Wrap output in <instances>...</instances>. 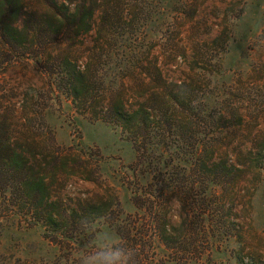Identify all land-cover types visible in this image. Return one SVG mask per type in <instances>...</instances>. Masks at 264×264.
<instances>
[{"label":"rangeland","instance_id":"1","mask_svg":"<svg viewBox=\"0 0 264 264\" xmlns=\"http://www.w3.org/2000/svg\"><path fill=\"white\" fill-rule=\"evenodd\" d=\"M145 1L137 10L144 15L141 46L158 57L162 79L144 87L127 82L144 101L129 96L130 106L150 114L157 128L141 136L140 151L119 127L77 112L64 95L47 97L39 79L18 70L0 76L1 91L43 96L45 108L27 101L22 109L41 111L45 133L86 169L58 173L52 197L61 219L51 230L0 193V264H82L104 242L131 250L128 264H264V0ZM109 70L118 68L105 69L107 78ZM229 109L242 110L252 129L249 136L236 127L232 146L257 138L259 148L245 158L252 169L225 191L211 182L205 153L195 164L192 147L209 140L211 118L213 131L222 130L219 113ZM167 116L188 135L178 140L167 131L177 126ZM166 186L174 194L162 193ZM154 207L163 217L157 224ZM54 230L61 233L56 243Z\"/></svg>","mask_w":264,"mask_h":264},{"label":"trees","instance_id":"2","mask_svg":"<svg viewBox=\"0 0 264 264\" xmlns=\"http://www.w3.org/2000/svg\"><path fill=\"white\" fill-rule=\"evenodd\" d=\"M141 1L0 0V76L18 70L25 78L39 79L47 97H53L55 92L64 95L77 112L119 127L134 149L140 151L146 143L145 137L157 128L150 114L145 115L141 108L130 106L129 96L135 97L140 106L144 101L139 92L130 90L127 82L133 80L144 87L146 80L150 85H157L162 79L158 57L141 46L140 23L144 15L142 10L137 12ZM131 27V32H127ZM110 66L118 70H109L111 76L107 78L105 69ZM32 93L10 95L0 90V193L9 195L21 215L43 222L48 230L61 219L52 197L58 173L73 175L74 170L86 172V169L81 167L80 157H75L69 149L60 150L52 134L45 133L41 111L30 113L22 109L27 101L34 107H46L44 101L40 102L43 96L39 98ZM226 110L219 113L225 125L222 130L213 131L215 123L211 118L205 127L211 130L209 140L192 147L195 164L201 162L205 153L209 158L208 172H213L211 182L217 180L216 187H223L225 191L237 187L238 179L252 169L251 160L245 158L259 148L257 138L249 144L241 141L232 146L234 141L229 139L234 136L236 127H241L242 132L245 116L239 109ZM166 118L167 122L171 119L177 123L166 128L167 131L174 129L175 138L181 140L179 135H188L187 127L179 126L180 122L170 116ZM183 118L181 116L180 120ZM234 121L236 124H232ZM249 125L246 124L245 129L251 136ZM200 129L203 128L195 126L193 131L202 133ZM223 140L228 142L223 144V159H219L216 153L222 148ZM175 189L166 186L162 193L167 190V194L172 195ZM136 197L138 195L134 199ZM153 209L155 222L160 223L163 220L160 208ZM54 231L51 233L56 243L61 233ZM167 233L162 228V237H168Z\"/></svg>","mask_w":264,"mask_h":264},{"label":"clouds","instance_id":"3","mask_svg":"<svg viewBox=\"0 0 264 264\" xmlns=\"http://www.w3.org/2000/svg\"><path fill=\"white\" fill-rule=\"evenodd\" d=\"M130 251H126L122 246L104 242L85 254L82 264H128Z\"/></svg>","mask_w":264,"mask_h":264}]
</instances>
